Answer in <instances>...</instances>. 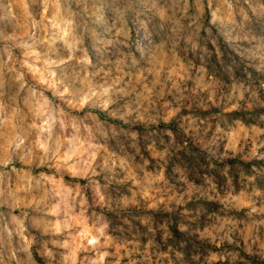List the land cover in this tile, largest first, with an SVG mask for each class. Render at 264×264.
<instances>
[{
	"label": "clouds",
	"instance_id": "9594fccd",
	"mask_svg": "<svg viewBox=\"0 0 264 264\" xmlns=\"http://www.w3.org/2000/svg\"><path fill=\"white\" fill-rule=\"evenodd\" d=\"M0 264H264V0H0Z\"/></svg>",
	"mask_w": 264,
	"mask_h": 264
},
{
	"label": "rangeland",
	"instance_id": "374dc122",
	"mask_svg": "<svg viewBox=\"0 0 264 264\" xmlns=\"http://www.w3.org/2000/svg\"><path fill=\"white\" fill-rule=\"evenodd\" d=\"M232 163H235V162H232Z\"/></svg>",
	"mask_w": 264,
	"mask_h": 264
}]
</instances>
